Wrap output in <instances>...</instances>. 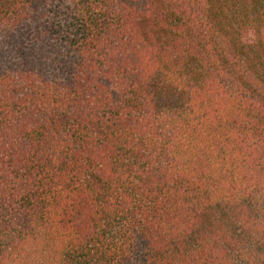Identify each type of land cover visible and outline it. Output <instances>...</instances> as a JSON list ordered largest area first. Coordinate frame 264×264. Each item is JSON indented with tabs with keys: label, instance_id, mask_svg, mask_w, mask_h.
I'll list each match as a JSON object with an SVG mask.
<instances>
[{
	"label": "trees",
	"instance_id": "1",
	"mask_svg": "<svg viewBox=\"0 0 264 264\" xmlns=\"http://www.w3.org/2000/svg\"><path fill=\"white\" fill-rule=\"evenodd\" d=\"M0 264H264V0H0Z\"/></svg>",
	"mask_w": 264,
	"mask_h": 264
}]
</instances>
